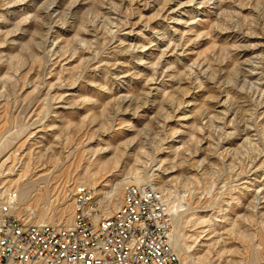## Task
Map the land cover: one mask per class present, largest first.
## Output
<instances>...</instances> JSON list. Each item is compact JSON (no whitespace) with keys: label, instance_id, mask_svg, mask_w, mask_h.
Listing matches in <instances>:
<instances>
[{"label":"rangeland","instance_id":"374dc122","mask_svg":"<svg viewBox=\"0 0 264 264\" xmlns=\"http://www.w3.org/2000/svg\"><path fill=\"white\" fill-rule=\"evenodd\" d=\"M135 175L182 264H264V0H0V200L68 224Z\"/></svg>","mask_w":264,"mask_h":264},{"label":"built area","instance_id":"2783aa9c","mask_svg":"<svg viewBox=\"0 0 264 264\" xmlns=\"http://www.w3.org/2000/svg\"><path fill=\"white\" fill-rule=\"evenodd\" d=\"M73 196L70 223L37 224L16 214L18 197L9 191L0 200V264H182L168 203L153 184L127 185L108 216L93 186L80 185Z\"/></svg>","mask_w":264,"mask_h":264},{"label":"bare ground","instance_id":"6f19581e","mask_svg":"<svg viewBox=\"0 0 264 264\" xmlns=\"http://www.w3.org/2000/svg\"><path fill=\"white\" fill-rule=\"evenodd\" d=\"M134 179H135V182L138 185L147 184V183H144V179L140 175H135ZM139 183H142V184H139ZM153 185H154L155 195H157L158 197H165V195L162 192V191H164V187L163 186L157 187L155 184H153ZM24 190L26 192V189H24ZM119 191H120V185L118 183L117 184H113L111 186V188L109 190V197H108L109 198V202H113L116 197H119ZM126 193H127V186H125V188H124V196H123V198L126 197ZM95 200H96V197H95ZM117 200L119 201V198ZM165 201L168 202L166 197H165ZM115 202H116V200H115ZM114 204L116 205V207H118L119 202L118 203H114ZM168 206H169V212H170L174 208V206L173 205L170 206V203H168ZM171 244H172V246L175 249H177L179 247V240L177 238H175V236L173 234H171Z\"/></svg>","mask_w":264,"mask_h":264}]
</instances>
